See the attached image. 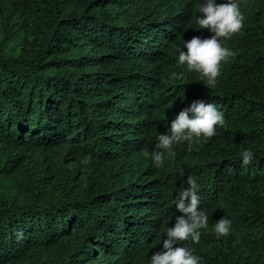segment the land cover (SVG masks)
Here are the masks:
<instances>
[{"label":"trees","instance_id":"1","mask_svg":"<svg viewBox=\"0 0 264 264\" xmlns=\"http://www.w3.org/2000/svg\"><path fill=\"white\" fill-rule=\"evenodd\" d=\"M236 2L213 88L176 51L214 35L197 23L206 0H0V264H151L189 177L208 226L175 246L264 264V0ZM198 100L224 124L154 167L157 137Z\"/></svg>","mask_w":264,"mask_h":264},{"label":"clouds","instance_id":"2","mask_svg":"<svg viewBox=\"0 0 264 264\" xmlns=\"http://www.w3.org/2000/svg\"><path fill=\"white\" fill-rule=\"evenodd\" d=\"M202 16L197 18L200 29H210L214 35L210 38L202 39L193 37L190 41L184 42L183 48L178 47V63L187 65L191 71L202 74L207 79L210 87H215L217 78L221 74V62L229 57H234L227 47L222 46V38H230L240 32L243 27L245 17L240 11L236 0H227V3L217 4L215 0H206L201 8ZM173 79L182 77V73L172 74ZM191 113V117L189 116ZM224 124L223 112L219 111L213 103H206L202 100L193 101L189 107L179 112L171 122L170 134H160L157 139L158 147L164 151H153L151 159L154 167L160 168L167 157L174 158V144L188 142L191 147L194 140L198 142L200 137L211 138L216 135V126ZM253 153L245 150L242 153V165L251 163ZM188 187L177 197L176 207L183 215L176 218L175 225L168 227L166 239L163 240V250L151 256V264H198L199 257L185 246L176 247L181 241L199 243L201 238L200 229L208 226L209 217L205 212L199 210L201 198L198 194L197 182L189 177ZM231 221L225 218L220 219L215 224V232L218 237L228 236L231 231Z\"/></svg>","mask_w":264,"mask_h":264}]
</instances>
